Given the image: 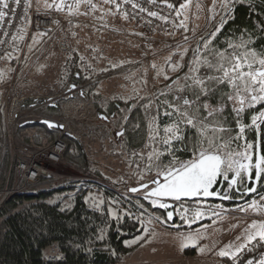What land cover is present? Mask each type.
<instances>
[{"label": "snow or ice", "instance_id": "obj_1", "mask_svg": "<svg viewBox=\"0 0 264 264\" xmlns=\"http://www.w3.org/2000/svg\"><path fill=\"white\" fill-rule=\"evenodd\" d=\"M105 2L114 4L117 10L120 8V3L117 0H105ZM122 2L127 3L128 0H122ZM148 2L155 3V0H148ZM14 3L19 6L21 0H14ZM81 3L88 4L93 10L96 7L91 3V0H75L73 4H66L65 0H59L58 3L53 0L51 4L45 3V8L63 11L67 7L69 15H74L78 12ZM232 3L233 0H223L221 7L226 16L234 18ZM24 4L25 16L22 18L30 22L27 17L30 7L29 0H24ZM167 6L173 7L171 3ZM132 7L137 8L139 5L133 3ZM184 7L186 4L180 5V9ZM140 11L147 10L140 7ZM10 13L12 15L16 13V8L10 6V0H0V21ZM147 14L161 20L167 19L159 16L155 11H148ZM179 14L180 10L178 9L177 15ZM124 15L127 16V13ZM226 23L227 19L222 16L219 26L210 34L209 38L203 40V48L198 47L193 50L194 57L189 61L188 73L184 77H177L176 80H173L172 84L168 85L167 92L159 93V96L164 99L149 100L143 105L146 114L150 116L148 121L149 142L145 144V148H151V151L147 153V163L143 169H140L138 179L142 180L145 174L155 172V178L150 181L154 186L150 188L148 183H140L139 188H130L128 191L137 193L144 189L143 199L147 200L153 208L168 210L173 209L174 204H178L174 210L167 211V221H172L174 216H179L184 224L191 226L205 218L219 216L220 212L217 209H222V205L208 204V198L229 200L233 198L230 195L233 190L241 196L257 193L259 182L264 176V153L260 150L264 108L251 115L250 123H244L243 119L246 110L255 109L257 105L264 104V51L249 47L255 41L251 37L244 39L243 35L239 42L227 40L226 48L215 47L213 42ZM179 26H184L182 21ZM19 31L23 32V29ZM245 31L247 30L245 29ZM4 35H8L6 29ZM38 35H43V33ZM12 39L14 41L22 40L23 36L13 35ZM36 39L37 37L34 35L33 41L35 42ZM0 43H4V41L0 39ZM14 51H18V49H14ZM183 55L184 53H181V59H183ZM3 58L12 59V53H6ZM112 67L118 68L120 65L114 64ZM152 67L155 68V64ZM169 67L171 71L175 72L183 65L169 64ZM202 69L208 71L202 73ZM162 73L163 69H160L158 75ZM164 78L168 79L167 76ZM125 79H130V77L126 76ZM222 86H226L228 91L221 96L216 106L211 105L207 98L214 95ZM135 91L134 88L133 92ZM169 92L172 94L171 100L167 98ZM187 92H190L194 98L183 95ZM202 97L205 98L203 102L201 101ZM119 99H123L127 103L135 97L130 95L119 97ZM227 102L232 104V113L236 117L238 131L235 135H233V129L228 126L229 121L223 116ZM154 104L156 114L152 115L150 110ZM132 107H136V105L133 104ZM161 117L168 118L162 127ZM45 123L50 128L57 127L52 122L45 121ZM253 128L256 131L255 144L249 142L245 136L246 130ZM189 132H194V135H189ZM117 135H123V132L117 133ZM241 140L244 141L242 145L233 147L237 141ZM254 147L255 161L253 162ZM177 153H190V157L181 159ZM133 155L139 154L133 153ZM166 156L170 157L167 162L162 159ZM139 160L143 162L144 157L139 155ZM225 182L226 187L224 186ZM248 184H251V187H248ZM186 200L194 201V206L190 208L184 203ZM260 201H264V195L259 196V200L252 199L250 203L238 210L247 211L250 209L264 215V204H261ZM84 202L93 210L104 215L102 206L106 202L102 195L98 197L90 193L84 198ZM107 204V215L111 219L119 223L124 216L134 218L139 221L142 233L148 232L146 225L151 223V217L147 220L142 219L143 214L133 217L130 211L118 215L113 205L118 206L119 202L110 199ZM137 207L143 208V205L138 203ZM155 219L160 220V217H155ZM198 235L199 230L187 235L181 233V249L195 246ZM97 239L101 241L105 239V229H100ZM141 239H143V234L131 240H124V244L128 247L138 243ZM253 241L256 243L253 244ZM258 247H264V220L259 222L253 220L245 229L244 243L234 250L231 245H226L217 255L227 257L232 261V264H237L245 251L252 253ZM245 264H264V253H261L258 259L250 257Z\"/></svg>", "mask_w": 264, "mask_h": 264}, {"label": "rangeland", "instance_id": "obj_2", "mask_svg": "<svg viewBox=\"0 0 264 264\" xmlns=\"http://www.w3.org/2000/svg\"><path fill=\"white\" fill-rule=\"evenodd\" d=\"M65 2L66 4H73L75 0H65ZM222 2L223 0H183L177 6L180 10L178 15L180 24L182 21L184 25L181 27L182 30L180 29L175 35L147 38V42L139 41L137 36L140 34L133 22L121 12L114 10L113 6L105 1L91 0V3L96 5L94 10L88 4L81 3L78 12L74 15H69L68 8L65 7L63 11H60L61 18L65 23L60 24L55 32L46 34L35 30L27 40L23 53L21 50L24 43H18V48H12L18 49V54L15 56L14 65L11 68L9 66L8 71H6L5 77L8 76L6 82L9 81L16 67H18L17 82L13 88V93L24 98H44V104H47L48 101L53 102V100L46 101L47 96H55L56 98L65 96L67 88L61 89L64 81L71 83L79 81L83 84V90H87L89 94L97 91L109 97L112 95L119 97L135 95L141 104L143 102L144 104L148 103L146 101L148 97L150 100L156 101L157 95L164 90V87L167 86L168 88V83L175 78L179 70L171 71L169 64L179 63L182 65L186 62V57L195 42L208 32L214 22H220L222 16L225 18L224 10L221 7ZM45 3L50 4L51 1H45L44 5ZM181 4H186V7L180 9ZM39 33H43V35H38ZM34 35L37 37L35 42L33 41ZM185 50L187 51L185 52ZM8 53H12L13 57V51L9 50ZM181 53H184L183 59H181ZM18 59H20L19 65H17ZM10 60L3 57L0 59V72L7 67L6 65L9 64ZM73 60L76 64L72 74L68 70V63ZM114 64L120 65V67L113 68L112 65ZM153 64H155V68L152 67ZM160 69H163V73L158 75ZM75 73L79 75V79L74 78ZM126 76L130 79H125ZM165 76L168 79H165ZM134 88L135 94H133ZM1 90L3 91L1 99L3 102L5 89L2 88ZM71 92L73 96L67 101L87 103L89 102L87 99L92 100L88 95L80 97L73 89ZM101 95L98 97L99 99ZM31 100L28 103L33 105L32 101L34 100ZM92 105L96 110V105L93 102ZM49 107L51 109L49 108L48 111L53 112L55 107ZM39 108L41 106L37 109L30 108L26 112L37 114L40 113L38 112ZM84 108L78 109L77 113L82 114ZM59 111L58 116L51 114L49 116L61 120L69 113L62 107ZM73 115L76 113L73 111L69 113L73 134L88 127V125L83 124V128L80 129V118L76 115L77 117L73 120ZM93 115L96 114L91 111V117ZM41 116L49 117L45 114ZM148 142L147 139L146 144ZM143 148V154H145L148 148H145V145ZM92 151L96 157H93L89 151L87 153L95 162L93 165L108 179L127 183L118 189L122 195L130 196L129 187H135L155 177V172H152L145 174L142 180L138 179L139 171L144 168L146 163L140 160L134 163V156L129 157L125 154L126 151H121L119 146L115 147L109 140L105 139L102 146H94ZM144 191L140 190L138 194L143 195ZM139 197L137 195L132 199L137 204L143 205L146 215H142V219L147 220L151 217V223L146 225L148 232L141 233L143 239L128 246L125 258L119 264H201L202 260L196 258L187 260L183 257L185 249L190 248V246L181 249V233L187 235L199 230L195 246H191L195 251V257H199L210 251L223 237L240 227L230 239L224 242L223 247L217 248L213 255L207 256L213 264H218L220 259L228 260V258L225 259L217 255L221 249L225 248L226 245H231L234 250L238 241L245 242V229L248 225L253 220L258 222L264 220V215L255 213L250 209L247 211L238 210L250 203L252 199L259 200V196L252 194L248 200L242 198L241 202L232 206L222 205V209H217L220 212L219 216H211L197 221L196 223L208 221L196 226L197 229H184L182 228L183 225L169 224L165 217L158 212V209H153L149 203L148 206L143 204ZM207 203L220 204L211 200H207ZM260 203L264 204V201H260ZM191 206L193 207L194 203ZM155 217H160V220L155 219ZM161 221L165 222L162 223ZM238 237L239 239H237Z\"/></svg>", "mask_w": 264, "mask_h": 264}, {"label": "trees", "instance_id": "obj_3", "mask_svg": "<svg viewBox=\"0 0 264 264\" xmlns=\"http://www.w3.org/2000/svg\"><path fill=\"white\" fill-rule=\"evenodd\" d=\"M166 1L177 7L183 0ZM231 8L233 9L232 16L234 18L225 15L227 23L214 40V46L218 49L226 48L227 40L231 39L234 42H239L240 37L243 35L244 39L251 37L255 41L249 47L264 51V0H233ZM219 24L220 22H214L208 32L195 42L186 57V62L182 64L183 67L178 70L175 78L184 77L188 73L189 61L194 57L193 50L198 47L202 49L203 40L209 38ZM10 51H13V58L6 65L7 67L0 72V74L2 73L0 75V86L7 81L8 76L5 77L6 71H8L9 66L11 68L14 65L15 56L18 54V51H14L12 47ZM75 64V60L68 63V70L71 73L75 69ZM201 71L203 73L208 70L202 69ZM71 84H74L76 89L83 90V84L79 81L72 83L64 81L61 89H72ZM163 91H168L167 86L164 87ZM227 91L228 88L222 86L219 91L207 98L208 102L216 106L221 96ZM2 95L3 91L0 89V185L5 178L7 168V156L3 153L2 145ZM83 95H88L87 90H83ZM183 95L194 98L190 92L183 93ZM72 96H62L53 112L48 111L51 105L44 104V98H25L22 103V110L25 111L35 104H41V108L38 109L40 113L37 114L58 116L60 114V103L70 100ZM157 98L164 99L159 94ZM167 98L172 99L170 92ZM204 99L202 97L201 101L203 102ZM30 100L35 102L34 105L28 103ZM149 100L148 97L146 101ZM96 103H98L97 100ZM143 105L144 102L138 107H134L130 113L127 124V148L119 146L120 150L126 151L125 154L129 157L134 156L136 158V161L134 158V163L139 162V155L144 157L143 163H147V153L151 151L148 148L143 154V147L148 139L147 129L149 121V115L146 114ZM261 108H264V104L257 105L255 109L246 110L243 118L244 123H250L251 115L258 112ZM203 114L206 115L207 113ZM223 116L229 121L228 126L233 129V135H235L238 129L230 102H227ZM167 120V117L160 118L161 127ZM15 131L18 143H26L35 147H42L56 138H62L66 143L62 158L68 166L74 167L80 177L72 178L67 184L38 190L35 193L13 194L4 200L0 205V264H119L124 260L128 251L124 240L140 235L142 228L139 221L128 216H124L119 223L111 219L107 215V201L111 199L119 202L118 206L113 205L118 215L125 211H130L135 217L140 214L146 215V211L137 207L138 204L132 199L137 195L129 192L130 196H126L118 192L120 186L127 184L126 182L119 183L108 179L104 173L93 165L95 162L91 160L87 152H91V155L96 157L92 148L104 144L105 138L100 127L88 126L81 133L71 136L69 133H60L58 129L49 128L37 120H30L18 122L15 126ZM189 135H194V132H189ZM245 136L249 142L255 144L256 131L254 128L246 130ZM243 143L244 141L242 140L237 141L233 147ZM115 147L118 146L116 145ZM260 150L264 153V125L261 127ZM133 153L139 155H133ZM177 155L181 159L190 157V153H177ZM162 159L167 162L170 157L166 156L162 157ZM90 193L98 197L103 196L106 202L102 206L104 215L93 210L84 202V198ZM230 195L233 196L232 199H211V201H217L223 206H232L243 200L238 199L241 195L234 190ZM253 195H264V176L259 182L257 193H253ZM139 199L148 206L146 200L142 197H139ZM244 200L248 199L244 197ZM186 203L191 208L194 201H187ZM61 209L64 210L62 211ZM158 212L165 217L161 210H158ZM204 222L208 221L194 223L189 226L185 225L179 216H175L173 224L183 225L184 227L182 226V228L184 229H192ZM101 228L105 229V239L102 241L97 239ZM51 243H55L58 247V258L54 261L48 260L46 257ZM188 249L186 248V250ZM258 249H261V247H258Z\"/></svg>", "mask_w": 264, "mask_h": 264}, {"label": "built area", "instance_id": "obj_4", "mask_svg": "<svg viewBox=\"0 0 264 264\" xmlns=\"http://www.w3.org/2000/svg\"><path fill=\"white\" fill-rule=\"evenodd\" d=\"M45 1L47 0H29L30 7L27 11V17L30 19L29 22V20L22 18L25 16L24 0H21L19 6L14 3V0H10V6L16 8V13L15 15L10 13L9 16L0 21V39L4 41V43H0V59L9 52L11 47L18 48V43H24L21 50L23 53L26 42L33 31L38 30L46 34H52L57 30L60 24L65 23L61 18L60 11L55 10V8H45ZM49 1L53 3V0ZM58 1L59 0H56L57 3ZM117 2L120 3L119 10H117L114 4H109L113 6L114 10L116 9L123 15L127 13L126 17L133 22L139 31L140 35L137 36V39L141 42H147V38H155L162 35H175L180 31V18L177 15L178 8L172 3L173 7L169 8L167 5L170 2L166 0H155V3H149L148 0H128L127 3L122 2V0H117ZM133 3L139 5V7L133 8ZM140 7L145 8L147 11L141 12ZM148 11H155L159 16L166 17L167 19L161 20L156 17L148 16ZM9 21H11V23H9ZM5 29L8 31L7 36L4 35ZM20 29H23V32H20ZM13 35H22L23 39L14 41L12 39ZM20 59H18L17 65L20 64ZM17 71L18 67H16L9 81L0 86V89H5L1 107V129L3 153L7 156L5 178L0 185V205L13 194L35 193L38 190L67 184L72 178L80 177V175L75 172L74 167L68 166L62 158V154L66 149V143L62 138H56L42 147H35L26 143L17 142L15 126L18 122H22L23 120L27 122L30 120L38 121L41 118H49L62 124L63 131L60 133H70V123L72 122L69 111L67 116L61 120L55 117L51 118L39 114L27 113L26 111L32 107L23 111L22 103L25 98L13 93V88L17 82ZM87 100L89 101L87 103L90 105L92 113L96 114L92 102L89 99ZM70 102L71 101L62 102L60 107L64 109L63 106ZM72 117L74 120L77 116L73 115ZM94 117L93 115L89 121L81 122L79 128L82 129L83 124L91 125ZM255 243L256 241H253V244ZM261 253H264V247H261V249L257 248L252 253L245 251L237 264H245L250 257L258 259ZM46 257L51 261L58 258V247L55 243L49 245ZM218 264H232V261L229 259H220Z\"/></svg>", "mask_w": 264, "mask_h": 264}, {"label": "flooded vegetation", "instance_id": "obj_5", "mask_svg": "<svg viewBox=\"0 0 264 264\" xmlns=\"http://www.w3.org/2000/svg\"><path fill=\"white\" fill-rule=\"evenodd\" d=\"M75 77L79 79V75L77 73H75ZM172 81H170L168 85L170 83L172 84ZM73 85L74 84H71V87L75 92H77V94L86 97V95L82 94L83 90L79 88L76 89V87H73ZM72 89L67 88L65 90V96L73 95V93L71 92ZM99 94L100 92H97V91H94L93 94L91 92L90 94L88 93V96H90V98L92 99L91 102H93V104L96 105V115L91 125H88V126L89 127L99 126L100 129L102 130V134L104 138L106 140H109L111 144H113L114 146L116 145L120 146L121 148H127L128 146L127 124L129 122L130 113L132 112V109L134 108L132 107V105L135 104L136 107H138L141 104V101L139 102V100L136 98L135 95H134L135 99L129 100L127 103H125L123 99H119L118 95H112L111 97H109L101 93L102 95L100 94L101 98L99 99L98 98L100 96ZM133 94L135 93L133 92ZM35 98L36 97L32 99H35ZM55 98H56L55 96H47L46 101L53 100V102L48 101L47 104H50L51 106H54L56 108L58 106V101L60 97L56 99ZM96 100L98 101V103H96ZM32 104L34 105V102ZM39 106H41V104H35L34 106H32V109H37V107ZM155 111H156V107L154 104L150 112L152 115H155ZM102 117H105V118H102ZM149 119H150V116H149ZM121 132H123V135H117V133H121ZM78 133H81V132H78ZM78 133H75V134H78ZM70 134L71 136L75 135L72 132H70ZM253 153H254V156H253V162H254L255 161V148L253 149ZM185 159H188V158H185ZM154 178L155 177H153V179ZM253 178H254V170H253ZM151 180H148L143 183H150ZM153 186L154 185H152L151 183L149 184V187H153ZM224 186L226 187V182ZM248 187H251V184H248ZM251 194L253 195V193H249L247 196H241L238 199L240 200L244 197L249 199L251 197ZM209 199L211 200V199H218V198H208V200ZM146 202L149 203L147 200ZM186 202L187 200L184 203ZM175 207H178V204L173 205V210ZM161 211L165 215L166 211L165 210H161Z\"/></svg>", "mask_w": 264, "mask_h": 264}, {"label": "crops", "instance_id": "obj_6", "mask_svg": "<svg viewBox=\"0 0 264 264\" xmlns=\"http://www.w3.org/2000/svg\"><path fill=\"white\" fill-rule=\"evenodd\" d=\"M239 228H240V227H239ZM239 228L234 229V231L230 232L228 235H226L225 237H223V238L218 242V244H217L216 246H214L210 251L205 252L203 255H200L199 257H195V256H196V255H195V251H194V249L191 248V246H190V248H189L188 250L185 249V251H184V256H183V257H184L185 259H187V260L194 259V258H196V259H198V260H202L201 264H211L212 261H210V259L207 258V256H208V255H213V252H214L217 248L220 249V247H223V246L225 245L224 242H226L228 239H230V238L235 234V231H236L237 229H239ZM195 229H197V228H195ZM242 243H243V242L238 241L236 247L239 246V245L242 244ZM219 249H218V250H219ZM200 257H201V258H200ZM223 258L226 259L227 257H223ZM211 260H212V259H211ZM212 264H213V263H212Z\"/></svg>", "mask_w": 264, "mask_h": 264}, {"label": "bare ground", "instance_id": "obj_7", "mask_svg": "<svg viewBox=\"0 0 264 264\" xmlns=\"http://www.w3.org/2000/svg\"><path fill=\"white\" fill-rule=\"evenodd\" d=\"M64 109L69 112H74L76 115L80 118V122H87L91 117V108L90 105L86 102H70L66 103L64 106ZM85 107V108H84ZM84 108V111L82 114L77 113L78 109Z\"/></svg>", "mask_w": 264, "mask_h": 264}, {"label": "water", "instance_id": "obj_8", "mask_svg": "<svg viewBox=\"0 0 264 264\" xmlns=\"http://www.w3.org/2000/svg\"><path fill=\"white\" fill-rule=\"evenodd\" d=\"M38 121L41 122V123H43V124H45L47 127H48V124L45 123V121L52 122V123H54L55 125H57V127H51V128L58 129L60 132L63 131V126H62V127H59V126H61L62 124H60V123H58V122H56V121H54V120H51V119H49V118H41V119H39ZM49 128H50V127H49ZM66 133H69V132H66ZM69 134H70V133H69ZM148 184H150V183H148ZM130 188H134V187H130ZM130 188H129V189H130ZM135 188H139V185L135 186ZM141 190H144V189H141ZM131 193H132V192H131ZM132 194H134V195H138V196H140V197L143 198V195L138 194V192H137V193H132ZM169 203H172V202L169 201ZM152 208H153V207H152ZM153 209L165 210V209H160V208H153ZM168 210H173V209H168ZM168 210H165V211H166V212H165V219H166V220H167V211H168ZM174 219H175V216H174L173 220H172V221H168V223H169V224H172V223L174 222Z\"/></svg>", "mask_w": 264, "mask_h": 264}]
</instances>
